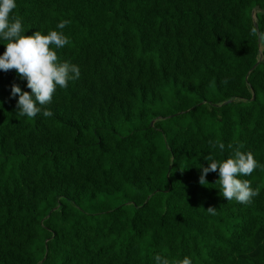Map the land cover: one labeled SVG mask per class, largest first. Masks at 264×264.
Wrapping results in <instances>:
<instances>
[{"label":"trees","instance_id":"trees-1","mask_svg":"<svg viewBox=\"0 0 264 264\" xmlns=\"http://www.w3.org/2000/svg\"><path fill=\"white\" fill-rule=\"evenodd\" d=\"M15 3L25 35L70 21L80 77L29 118L0 71V264H264V167L250 204L198 182L229 144L264 165V0Z\"/></svg>","mask_w":264,"mask_h":264},{"label":"clouds","instance_id":"clouds-1","mask_svg":"<svg viewBox=\"0 0 264 264\" xmlns=\"http://www.w3.org/2000/svg\"><path fill=\"white\" fill-rule=\"evenodd\" d=\"M16 7L15 0H0V40L6 41L5 51L0 55V71L14 69L20 79L26 80V87L30 92L22 91L16 83L11 85L10 96L17 98L16 111L20 116L34 118L42 113L48 118L53 113L46 106L52 102L57 86L66 88L69 81L80 77L77 65L61 61L57 55L69 43L62 30L70 21L61 20L56 25L61 31L51 30L46 35L35 31L31 35H25L21 18L10 15ZM210 146H218L222 152L225 149L224 143H211ZM227 147L232 149V155L222 162L211 154L204 158L208 165H200L198 182L202 186L208 184L206 175L217 172L219 179L215 183L220 184L222 196L227 201L235 199L239 203L250 204L259 192L251 187L249 180L239 177L249 176L257 167L264 165H260L251 152L241 151L242 144L235 148L232 144ZM205 210L211 215L216 214L215 207L209 206ZM154 259L156 264H169L168 259L159 254ZM177 264H191V260L185 256Z\"/></svg>","mask_w":264,"mask_h":264},{"label":"water","instance_id":"water-1","mask_svg":"<svg viewBox=\"0 0 264 264\" xmlns=\"http://www.w3.org/2000/svg\"><path fill=\"white\" fill-rule=\"evenodd\" d=\"M259 11V8L256 6L255 9L253 10V19H254V26L257 30V35H258V43L260 42V33L258 31V26L257 24L255 23V15H256V12Z\"/></svg>","mask_w":264,"mask_h":264}]
</instances>
